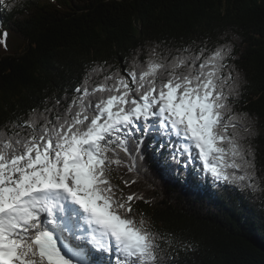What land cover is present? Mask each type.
<instances>
[{"label": "snow or ice", "instance_id": "6c2138e0", "mask_svg": "<svg viewBox=\"0 0 264 264\" xmlns=\"http://www.w3.org/2000/svg\"><path fill=\"white\" fill-rule=\"evenodd\" d=\"M11 7L0 0V8ZM231 57L230 44L198 51L156 45L145 62L125 69L130 80L98 64L64 98L66 107L54 97L51 107L44 102L0 125V264H166L168 249L176 250L171 234L153 231L134 211V199L149 202L142 194L125 199L112 183L121 168L136 170L154 132L161 150L174 149L171 163L201 161L199 171L213 183L255 191L254 154L243 142L251 130L244 125L247 136L239 135L238 116L224 119L228 97L239 94Z\"/></svg>", "mask_w": 264, "mask_h": 264}, {"label": "trees", "instance_id": "16d2710c", "mask_svg": "<svg viewBox=\"0 0 264 264\" xmlns=\"http://www.w3.org/2000/svg\"><path fill=\"white\" fill-rule=\"evenodd\" d=\"M8 3L11 8H0V125L32 108L43 109L44 102L51 107L54 97L66 107L98 64L105 65L106 74L119 70L130 80L125 69L134 60L145 62L156 45L173 51L231 45L226 63L239 74L240 85L238 96L228 97L232 111L224 119L238 116L239 135L247 136L244 125L251 130L243 142L254 154L257 189L213 183L199 171L201 161L187 168L171 163L167 158L174 149L161 150L159 134L145 139L136 170L121 168L112 183L118 196L136 193L149 201L134 199L132 207L153 231L171 234L176 250L168 249L172 258L166 264H264V0ZM104 74L93 80H103ZM125 180L135 183L125 185Z\"/></svg>", "mask_w": 264, "mask_h": 264}, {"label": "rangeland", "instance_id": "374dc122", "mask_svg": "<svg viewBox=\"0 0 264 264\" xmlns=\"http://www.w3.org/2000/svg\"><path fill=\"white\" fill-rule=\"evenodd\" d=\"M132 206H133V203H132ZM137 218H139V216H137Z\"/></svg>", "mask_w": 264, "mask_h": 264}]
</instances>
